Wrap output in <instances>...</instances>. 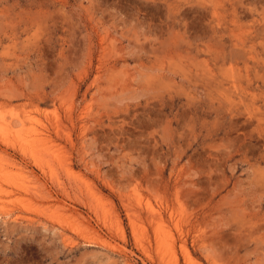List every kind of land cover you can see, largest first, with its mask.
<instances>
[{
	"label": "rangeland",
	"instance_id": "rangeland-1",
	"mask_svg": "<svg viewBox=\"0 0 264 264\" xmlns=\"http://www.w3.org/2000/svg\"><path fill=\"white\" fill-rule=\"evenodd\" d=\"M0 207V264H264V0H0Z\"/></svg>",
	"mask_w": 264,
	"mask_h": 264
},
{
	"label": "bare ground",
	"instance_id": "bare-ground-1",
	"mask_svg": "<svg viewBox=\"0 0 264 264\" xmlns=\"http://www.w3.org/2000/svg\"><path fill=\"white\" fill-rule=\"evenodd\" d=\"M28 114H29V113H28ZM30 117H31V116H30ZM41 132H42V131H41ZM32 133H33V132H32ZM31 142H32V141H31ZM35 146H37V145H35ZM33 155H34V154H33ZM4 179H5V178H4ZM6 181H7V180H6ZM19 181H20V180H19ZM19 181H18V182H19ZM11 182L14 183V181H12V180H11ZM5 183H6V182H5ZM25 183H26V182H25ZM57 183H58V182H57ZM26 184H27V183H26ZM20 185H22V184H20ZM59 185H60V184H59ZM61 185H62V184H61ZM14 187H15V186H14ZM25 187H26V186H25ZM6 189H7V188H6ZM19 190H20V189H19ZM24 191H25V190H24ZM27 191H28V190H27ZM28 192H29V191H28ZM10 194H11V193H10ZM3 207H4V206H3ZM149 207H150V206H149ZM0 208H1V207H0ZM7 208H8V206H7ZM11 208H12V207H11ZM11 208H10V209H11ZM3 209H4V208H3ZM10 209H9V210H10ZM152 209H153V208H152ZM9 210H8V211H9ZM11 210H12V209H11ZM53 211H54V210H53ZM9 212H11V211H9ZM7 213H8V212H7ZM14 213H15V212H14ZM3 215H4V214H3ZM16 216L19 217L18 215H16ZM22 217H23V216H22ZM165 233H166V232H165ZM169 233H170V232H169ZM181 234H182V233H181ZM164 235H165V234H164ZM164 235H163V236H164ZM167 237H168V236H167ZM166 239H167V238H166ZM67 240H68V239H67ZM163 240H164V239H163ZM167 241H168V243H170V245H169L168 243H166ZM167 241H166L165 243L168 245V248H169V249H170V248H173V249H174V247L172 246L173 244H176V243H174V242H175V238H174V236H173V235H170V236L168 237ZM162 243H164V242H162ZM161 245H162V244H161ZM164 245H165V244H164ZM171 246H172V247H171ZM183 249H184V247H183ZM174 250H175V249H174ZM187 250H188V249H187ZM187 250H186V254H187V253H190V252L187 251ZM171 251H172V250H171ZM171 251H170V252H171ZM172 253H173V252H172ZM188 256H189V255H188ZM188 259H190V257H189ZM191 260H192V259H191ZM193 260H194V259H193ZM187 261H188V260H187ZM193 262H194V261H193ZM126 264H135V263H133V262H131V261H127ZM188 264H189V262H188Z\"/></svg>",
	"mask_w": 264,
	"mask_h": 264
}]
</instances>
